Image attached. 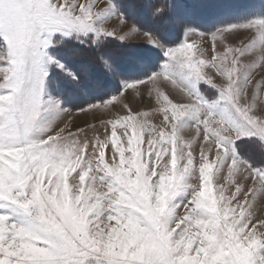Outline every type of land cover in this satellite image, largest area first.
Returning <instances> with one entry per match:
<instances>
[{"label": "snow or ice", "instance_id": "snow-or-ice-1", "mask_svg": "<svg viewBox=\"0 0 264 264\" xmlns=\"http://www.w3.org/2000/svg\"><path fill=\"white\" fill-rule=\"evenodd\" d=\"M73 42L115 93L70 103ZM113 42L154 68L120 79ZM0 264H264V6L204 31L173 0H0Z\"/></svg>", "mask_w": 264, "mask_h": 264}, {"label": "rangeland", "instance_id": "rangeland-1", "mask_svg": "<svg viewBox=\"0 0 264 264\" xmlns=\"http://www.w3.org/2000/svg\"><path fill=\"white\" fill-rule=\"evenodd\" d=\"M177 1L174 2L177 11L186 15L193 26L204 31L215 30L214 24L216 23L222 25L225 22L251 18L252 13L264 6V0H199L193 8L200 7V9L192 10L193 8L185 5L184 1ZM224 8H227L226 11L229 10L226 15L223 12ZM145 26L153 30H160L159 24L156 23H147ZM163 35L166 39L179 41L182 38V31L168 24L163 29ZM132 39L137 38L133 37ZM104 54L111 57L118 66L121 73L120 79L142 78L154 68L156 57L159 55L143 42H132L126 46L120 45L119 42H113L104 49ZM95 55L96 53L90 50L87 51L73 45H69L59 52V57L67 66L81 73V87L87 89L89 93L87 97L80 96L76 88L61 80L58 70H54L53 75L60 81V86L65 90L71 104L95 102L96 99L106 98V94H113L119 89L120 80L105 76L99 64L94 63Z\"/></svg>", "mask_w": 264, "mask_h": 264}, {"label": "trees", "instance_id": "trees-1", "mask_svg": "<svg viewBox=\"0 0 264 264\" xmlns=\"http://www.w3.org/2000/svg\"><path fill=\"white\" fill-rule=\"evenodd\" d=\"M182 1H184V3H185V5H189L188 7H190V8H193V6H195L196 5V3H198L199 2V0H182ZM173 2H175V0H173ZM177 2H180V0H178ZM189 3H191V4H189ZM195 9H200V7H195V8H193L192 10H195ZM226 9L227 8H224L223 9V12H224V15H226L227 14V11H229V10H227L226 11ZM225 23H227V22H225ZM215 25V27H218L219 25H221V24H218L217 25V23L216 24H214ZM213 25V26H214ZM212 26V27H213ZM159 28H160V25H159ZM170 28V27H169ZM70 45H73V46H77V47H79V48H82V49H85V50H87V51H89L90 49H88V48H86L84 45H76L75 44V42H73L72 44H70ZM126 46V45H125ZM67 48V47H66ZM125 48H127V47H125ZM91 51V50H90Z\"/></svg>", "mask_w": 264, "mask_h": 264}]
</instances>
